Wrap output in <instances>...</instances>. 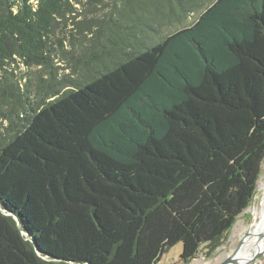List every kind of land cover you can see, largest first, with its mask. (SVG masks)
Wrapping results in <instances>:
<instances>
[{"label": "trees", "instance_id": "trees-1", "mask_svg": "<svg viewBox=\"0 0 264 264\" xmlns=\"http://www.w3.org/2000/svg\"><path fill=\"white\" fill-rule=\"evenodd\" d=\"M117 1L121 19H93L78 55L64 49L68 15L105 0H0V264H158L178 242L189 264L254 197L264 0H211L111 59L110 27L142 24L148 0Z\"/></svg>", "mask_w": 264, "mask_h": 264}, {"label": "rangeland", "instance_id": "rangeland-1", "mask_svg": "<svg viewBox=\"0 0 264 264\" xmlns=\"http://www.w3.org/2000/svg\"><path fill=\"white\" fill-rule=\"evenodd\" d=\"M178 1L180 2V7L177 4V0H148L143 7L141 6L142 14H135V16L137 15V18L142 21V24H136L138 29H136L135 26H131L130 22L132 21L130 19L133 18V15L130 17V19L127 17V20L129 21L128 23L125 21L116 23L114 26L110 27V36H108V41L105 42L106 49L108 50V56H106V58H116L120 55L119 53L121 49L129 43L146 44L150 40L152 42H156V37L159 38L160 36L167 35L178 28L192 23L198 17L201 11L211 2V0ZM119 6L120 2L117 0H105L104 4L96 6L95 9H90L87 6L83 7L81 5H76L75 10L72 12V14L68 15V20L66 21L67 29L72 30L75 36L72 39L67 34H65L67 38L64 42V49L69 51L74 48V54L78 55L86 51L91 44L89 40L90 31L96 26H93L94 22H92V20L96 19V23L98 21L106 26V20L110 17L119 18L116 13V8ZM126 16L129 15H124V18ZM120 19L121 18H119V20ZM133 20H135V18H133ZM148 22L155 28L154 33H150L147 28L143 27V25L147 27ZM61 31V28L55 30V36L62 37ZM115 46L119 50L117 53L114 50ZM56 63L60 65L58 68L59 76L69 72V70H65L63 68L66 65L65 62L57 61ZM24 72H26V70ZM263 186L264 161L261 165V173L257 181L254 197L249 206L237 218L227 237L224 239L222 245L217 248L214 255L209 258L204 256L203 250L201 249L198 252L196 258H194L189 264H218L236 246H238L240 239L250 232L254 226ZM181 249L182 244L180 242L176 243L161 256L158 264H181L179 256ZM247 264H264V255Z\"/></svg>", "mask_w": 264, "mask_h": 264}, {"label": "bare ground", "instance_id": "bare-ground-1", "mask_svg": "<svg viewBox=\"0 0 264 264\" xmlns=\"http://www.w3.org/2000/svg\"><path fill=\"white\" fill-rule=\"evenodd\" d=\"M255 219L254 226L251 231L246 234L248 236L245 237L243 243L240 245L234 256L233 262L243 261L253 253L264 251V186L262 188L259 209Z\"/></svg>", "mask_w": 264, "mask_h": 264}, {"label": "water", "instance_id": "water-1", "mask_svg": "<svg viewBox=\"0 0 264 264\" xmlns=\"http://www.w3.org/2000/svg\"><path fill=\"white\" fill-rule=\"evenodd\" d=\"M2 212L6 215H9L10 212H5V210H2ZM15 222H16V225L17 227L20 229L21 233L24 235V237L26 238H29L30 239V242L33 244L34 246V249L35 251L39 254V250H38V246H37V243H36V240L35 238L33 237H29L28 235V232L24 229H22L20 223H19V220L17 217L13 216ZM248 236V235H245L244 237H242L240 239V242L238 244V246L236 248H234L221 262H219L218 264H230V263H233V264H247V263H250L254 260H256L258 257L260 256H263L264 255V251H260V252H257V253H253L250 257H248L247 259L243 260V261H236V262H233V259H234V256L236 254V252L238 251L240 245L243 243L245 237Z\"/></svg>", "mask_w": 264, "mask_h": 264}]
</instances>
